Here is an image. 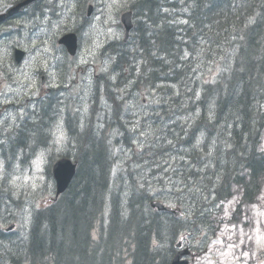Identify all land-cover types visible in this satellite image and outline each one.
I'll use <instances>...</instances> for the list:
<instances>
[{
	"label": "trees",
	"instance_id": "16d2710c",
	"mask_svg": "<svg viewBox=\"0 0 264 264\" xmlns=\"http://www.w3.org/2000/svg\"><path fill=\"white\" fill-rule=\"evenodd\" d=\"M129 8L134 15L133 46L111 53L112 70L121 74L127 66L130 75L137 72V85L159 91L153 118L169 121L162 131L155 129L161 119L152 118V125L158 135L166 130L170 135L177 129V136L169 147L164 145L167 136L161 142L158 137L132 147L137 151L130 162L137 166L132 169L126 162L124 173L112 182V144L94 140L92 133L83 130L79 142L72 139L77 165L72 185L56 203L33 212L26 250L18 251L10 264H36V260L47 264H167L170 243L183 228H203L205 237L213 234L214 211L203 209L210 196L224 202L240 195L241 202L249 204L258 193L264 175V151H259L264 135V0H135ZM176 17L187 24L177 25ZM192 28L198 33L194 37L190 36ZM197 47L198 54L203 52L198 70L205 58L216 68L207 81L193 75ZM110 93L112 114H119L118 99L107 85L106 96ZM166 94L171 97L170 106L160 99ZM185 100L188 103L183 105ZM109 119L106 116L105 122ZM130 133L120 126L122 138L132 137ZM174 149H181L182 156ZM180 157L187 162L180 166L193 165L189 171L193 182L170 184L167 191L170 186L161 179L155 195L148 180V188H123V181L118 183V179H127L138 186L135 172L147 168V161L167 165L178 163ZM174 178L172 182L179 181ZM195 188L214 190L201 201L192 196ZM92 194L98 195L93 197L98 202L89 203ZM165 194L170 205L190 215L184 219L186 227L161 215L165 213L149 210L148 200L163 197L165 202ZM106 207L104 225L106 218L101 223L95 219L104 215ZM70 213L82 217V233L65 224ZM150 214L155 218L150 219Z\"/></svg>",
	"mask_w": 264,
	"mask_h": 264
},
{
	"label": "rangeland",
	"instance_id": "374dc122",
	"mask_svg": "<svg viewBox=\"0 0 264 264\" xmlns=\"http://www.w3.org/2000/svg\"><path fill=\"white\" fill-rule=\"evenodd\" d=\"M16 1L18 0H10V4ZM134 1L58 0L57 8L54 10H44V5H41L37 11H26L21 17L26 22L22 29L16 26L10 31L1 32L0 88L4 90L0 91V111L3 105L13 102L14 96L16 100L24 103V108L30 107L38 112L39 108L41 110L31 123L38 125L34 132L29 131L30 125L23 124L14 133L13 138L4 140L0 149V222L3 223V218L6 220L11 218L17 224L15 234L10 240L13 245L11 248H7L6 238L0 236V262L10 264L11 257H14L17 251L26 250V238L29 235L33 212L49 205L54 198L52 164L61 157L66 159L65 156L74 163L73 143L80 140L77 134L78 125L79 130H84L87 135L92 133L94 140L99 139L112 144L110 173L112 182L115 181L114 177L117 174L124 173L126 162L132 161L133 152L137 151L132 147L151 143L156 138H160L161 142L166 136L168 141L164 145L169 147L173 144L171 139L177 136V129L170 135L168 130L160 135L156 132L162 131L169 121V118H153L155 115L152 111L156 107L154 101L159 91L149 90L144 84L134 87L132 82H136L128 80L129 75L125 71L118 78L116 72L112 70L111 53L117 48L131 50L127 47L133 46V37L128 38L125 45L123 43V28L119 16ZM92 4L94 10L92 9L91 19L86 20L84 14L87 7ZM35 14L38 15V23L35 27H28ZM176 19L177 25H186L188 22L181 17ZM71 32L78 37V51L74 56H70L65 47L58 44V39ZM176 32L178 31L174 33ZM196 34L198 33L192 28L190 36L194 37ZM106 43H110L109 49L104 48ZM16 48L24 49L28 53V58L19 66L13 63V51ZM175 50L176 55L178 48ZM202 56L203 52L198 54L197 47L193 75L196 79L199 77L201 81H207L215 75L216 68L208 58H205L200 62L198 70V58ZM107 85L121 101L116 104L119 105V114L109 116L111 119L108 123L105 119L112 105L109 99H112L113 95L110 93L108 97L106 96ZM165 92L168 93L167 90ZM37 98L41 100V107L34 103ZM160 99L170 106L171 97L168 94L161 95ZM95 100L97 106L90 110V104ZM187 103L188 100H185L182 104ZM118 117L125 120L124 125L117 121ZM17 118L25 121L24 115ZM148 118L150 119L146 122ZM152 118L161 119L155 124L156 131L152 125ZM68 125L71 127L70 131ZM120 126L131 132L132 137L122 138L119 134ZM23 133L28 138L25 144L21 149H13L23 142ZM259 151H264V135ZM174 153L179 156L183 154L181 149L179 151L174 149ZM167 156L168 154L165 155ZM182 161L181 157L178 163L171 162L167 165H164V162L159 165L154 160L147 161L145 163L147 168L135 172L139 176H135L138 178V186L131 185V180L127 179H118V183L123 181V188H148L149 184L146 183L148 180L151 183L152 195H155L159 193L160 180L163 179L162 184L170 186L168 191L172 187L170 184L177 185L182 180L194 181L189 173L193 165L185 168L180 165L187 162ZM129 165L132 169L137 166L135 162H130ZM156 165H159V168H155ZM221 166V164L216 166L217 170ZM172 170L176 173L170 175L164 173ZM173 178L179 181L172 182ZM112 187L114 188V184ZM213 190L195 188L192 196L202 199ZM95 195L97 194L91 195L89 203L98 202L99 198H93ZM164 197L165 202L162 201L163 197L151 198L148 201H157L169 206L168 195L165 194ZM241 201L240 195H234L224 202H215L213 196L209 197L203 209L214 211L211 215L210 226L214 230H210L213 233L211 237L204 239L205 232L203 228L198 227L192 228L194 232L185 229L181 236V239L188 243L186 244L188 248H191L198 238L202 241L199 249L204 254L199 258V252L190 250L193 257L190 258L189 264H264V175L255 200L250 204ZM148 208L151 210L149 206ZM107 213L108 207L105 208L104 215L97 216L95 220L101 223L106 218L103 221L106 225ZM189 216L182 215L184 219ZM153 218L155 217L151 214L150 219ZM71 221L72 226L69 225ZM65 224L76 233L83 232L82 217L79 214L70 213ZM99 228L98 225L95 227L96 232ZM4 247L6 249H3ZM36 264L47 262L43 260Z\"/></svg>",
	"mask_w": 264,
	"mask_h": 264
},
{
	"label": "flooded vegetation",
	"instance_id": "af4514ba",
	"mask_svg": "<svg viewBox=\"0 0 264 264\" xmlns=\"http://www.w3.org/2000/svg\"><path fill=\"white\" fill-rule=\"evenodd\" d=\"M26 0H18L14 4H10V0H0V35L3 31H10L12 28L18 26L21 28L23 25L26 24L24 20H22V15H25L24 13L29 10H39L41 5H44V10H54L57 8V2L58 0H34L32 2H29L28 4L22 6L18 11L12 12L9 14L10 10H13L19 3H22ZM38 15L35 14L28 25V27H35L38 23ZM43 25L42 23L40 24ZM26 26V25H25ZM22 29V28H21ZM110 43H106L104 48L108 47ZM109 49V48H108ZM24 52V58H28V53L26 50L22 49ZM11 60V57L9 58V61ZM29 100H27L28 102ZM35 105H39L41 103V100L39 101L37 98V101H35ZM24 103H21V105H8L7 107H10L11 110H8V108H2L0 111V141L2 145L4 144V140H10L13 138L14 133L17 132V130L23 126V124L30 125L31 128L29 129L30 132H34V129L38 127L37 123L31 124L40 112L35 109H31L30 107L23 106ZM41 107V106H40ZM3 111H8V114L2 115ZM4 113V112H3ZM20 115L25 116V121H20L17 117ZM2 116V117H1ZM69 131L71 130V127L68 125L67 127ZM22 133V132H21ZM24 134V133H23ZM72 133L70 132V135ZM27 135L24 134L23 142L20 144H17L13 149H21L22 146L25 144V141L28 139L26 138ZM38 136V135H37ZM0 231L3 234H9L3 232L1 229Z\"/></svg>",
	"mask_w": 264,
	"mask_h": 264
},
{
	"label": "water",
	"instance_id": "95a60500",
	"mask_svg": "<svg viewBox=\"0 0 264 264\" xmlns=\"http://www.w3.org/2000/svg\"><path fill=\"white\" fill-rule=\"evenodd\" d=\"M32 0H26L24 4L29 3ZM23 4V5H24ZM19 7V5L16 7V9ZM131 13H125L122 15L121 20L122 23L125 26L126 29V35L128 34L129 29L131 28ZM61 44H63L67 51L70 54H74L76 51V37L73 34L65 35L61 40L59 41ZM23 53L16 50L15 52V60L19 62L22 58ZM53 178L56 182V189L57 193L63 192L69 185V182L72 180L74 174H75V166L72 165L67 160H59L57 161L52 169ZM152 206H157L158 209H165L158 203H152ZM183 264V263H182Z\"/></svg>",
	"mask_w": 264,
	"mask_h": 264
},
{
	"label": "bare ground",
	"instance_id": "6f19581e",
	"mask_svg": "<svg viewBox=\"0 0 264 264\" xmlns=\"http://www.w3.org/2000/svg\"><path fill=\"white\" fill-rule=\"evenodd\" d=\"M110 47H111V45L108 46V48H110ZM99 102H100V101H99ZM23 106H24V105H23Z\"/></svg>",
	"mask_w": 264,
	"mask_h": 264
}]
</instances>
